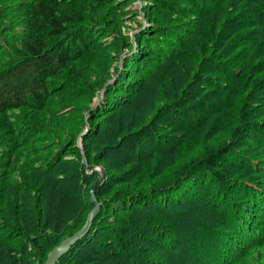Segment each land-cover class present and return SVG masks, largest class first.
Segmentation results:
<instances>
[{
    "label": "trees",
    "instance_id": "obj_1",
    "mask_svg": "<svg viewBox=\"0 0 264 264\" xmlns=\"http://www.w3.org/2000/svg\"><path fill=\"white\" fill-rule=\"evenodd\" d=\"M150 1L125 39L121 0H0V264L78 231L99 165L55 264H264V0Z\"/></svg>",
    "mask_w": 264,
    "mask_h": 264
},
{
    "label": "rangeland",
    "instance_id": "obj_2",
    "mask_svg": "<svg viewBox=\"0 0 264 264\" xmlns=\"http://www.w3.org/2000/svg\"><path fill=\"white\" fill-rule=\"evenodd\" d=\"M121 2H122V4L117 5L115 7V9L111 10L110 12L116 13L117 16H120V18H121V21L115 23V25L118 26L116 28V31L119 30V34L121 35L122 38H125V39L131 38V37L134 38L135 32L140 28V23H142L143 25L145 24V26H154L153 21H152V15L150 14L151 20H149V18L146 16V8L149 5V2H151L150 0H127V2H126V0H121ZM156 11H157V17H158L160 9L157 7ZM112 41H113L112 36L111 37L107 36V38L104 40L105 44H103V45H105L106 47L110 46V50H112L110 53L112 55L116 54L117 52L119 55L121 51H119V50L116 51L115 50L116 48L112 47V46H116V43L115 42L112 43ZM124 51L125 50H123V52ZM97 61H102V60H97ZM117 61L118 60H115L112 62V67L110 69L111 73L114 71ZM99 65L101 66L100 62H99ZM84 100L85 99L83 97H80L77 100L78 107L80 106L79 104L84 102ZM96 101H97V98L94 99V102H96ZM69 108H70V106L66 107V109H69ZM85 111L86 110H84L82 112L85 113ZM70 126L75 128V126H76L75 122H73ZM80 141H81V137L78 136L77 145H78V147L81 148V142ZM42 154H43V156H45L48 154V152H45ZM95 168L98 169V166L93 167L94 170H95ZM91 171H89V172H91ZM259 216H261L259 218V220H261L263 222V224L260 226V228H257V230L259 231L258 233H260V231H263V233H264V212H263V210H261ZM262 237H263V241H264V236H262ZM18 241L19 240H15L14 243H17ZM254 251H259V253H264V242L259 247L255 248ZM248 252H252V250L247 251V253ZM254 257L257 259L259 258L258 255H256V254L254 255ZM263 260H264V256H263ZM258 261L260 263H262V259L261 260L258 259ZM253 264H257L256 259H254Z\"/></svg>",
    "mask_w": 264,
    "mask_h": 264
},
{
    "label": "water",
    "instance_id": "obj_3",
    "mask_svg": "<svg viewBox=\"0 0 264 264\" xmlns=\"http://www.w3.org/2000/svg\"><path fill=\"white\" fill-rule=\"evenodd\" d=\"M96 168L95 170L98 171V177L90 189V194H91L90 199L91 202L93 203V207L90 209L91 211L89 212L84 224L76 233L60 241L58 245L54 246L53 249L46 256L43 264H55L57 258L60 255L65 253L69 249V247L75 244L77 240L81 239L88 233L89 229L91 228L92 220L99 214L100 203L96 199V194L94 193V190L95 187L99 184V182L103 179L104 170L100 165L98 166V169Z\"/></svg>",
    "mask_w": 264,
    "mask_h": 264
}]
</instances>
